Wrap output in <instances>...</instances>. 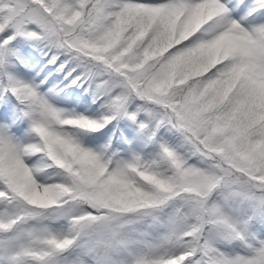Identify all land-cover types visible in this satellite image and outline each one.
I'll return each mask as SVG.
<instances>
[{
	"label": "snow or ice",
	"instance_id": "snow-or-ice-1",
	"mask_svg": "<svg viewBox=\"0 0 264 264\" xmlns=\"http://www.w3.org/2000/svg\"><path fill=\"white\" fill-rule=\"evenodd\" d=\"M0 264H264V0H0Z\"/></svg>",
	"mask_w": 264,
	"mask_h": 264
}]
</instances>
